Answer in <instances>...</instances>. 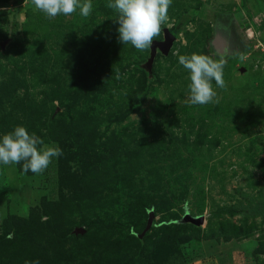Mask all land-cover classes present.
<instances>
[{"label":"rangeland","instance_id":"rangeland-1","mask_svg":"<svg viewBox=\"0 0 264 264\" xmlns=\"http://www.w3.org/2000/svg\"><path fill=\"white\" fill-rule=\"evenodd\" d=\"M248 1L172 0L162 29L175 40L149 77L140 66L150 48L110 32L118 23L109 0H92L87 18L77 9L54 19L32 0H0V136L24 126L63 152L42 174L0 164V237L16 235L6 230L12 218L26 221L19 264H96L137 245L151 246L143 264H264L261 217L214 215L244 196L264 199V13L263 1L255 12ZM220 22L241 42L220 58L226 88L213 80L219 103L191 105L176 53L218 60ZM162 40L161 31L153 41ZM186 209L203 216L186 223L196 231L181 229L189 241L148 238Z\"/></svg>","mask_w":264,"mask_h":264},{"label":"clouds","instance_id":"clouds-1","mask_svg":"<svg viewBox=\"0 0 264 264\" xmlns=\"http://www.w3.org/2000/svg\"><path fill=\"white\" fill-rule=\"evenodd\" d=\"M35 8L48 19L58 15L70 16L79 9V14L87 18L93 11L92 0H32ZM172 0H109L106 7L117 13L118 40L131 44L138 51H145L159 36L162 26L169 20L168 9ZM179 63L189 73L188 101L191 105L219 103V96L212 81L221 89L226 88L223 79L224 62L203 53L180 55ZM63 155L58 145L49 146L35 133H29L24 126H16L12 131L0 136V164H22L26 174H42L54 158ZM29 264V262H26ZM32 264H39L38 261Z\"/></svg>","mask_w":264,"mask_h":264},{"label":"trees","instance_id":"trees-1","mask_svg":"<svg viewBox=\"0 0 264 264\" xmlns=\"http://www.w3.org/2000/svg\"><path fill=\"white\" fill-rule=\"evenodd\" d=\"M181 30L182 23H177L173 33L178 34ZM116 31L117 28L115 27L112 28L110 32L114 33ZM218 58V60H220V57ZM128 113L129 111L125 112V115H128ZM73 141L76 145H82L79 135L75 136ZM244 197L246 198V204L244 203L238 206L218 208L214 215L219 216L221 214H225L229 217L241 215L244 221L250 217H261V219L264 220V199L256 200L253 198L250 199L247 196ZM143 209H145V207H143ZM178 220L159 221L155 227L154 233H152L148 238L157 243H168V241H173L174 245H179L182 242L185 243L189 241L190 234L187 233L189 231L181 229L188 227L196 231V227L191 224L177 223ZM12 221V224L6 226V230L9 232L11 228H15L16 235L14 238H9L8 235L0 237V260L9 258L11 264H19L18 261L21 255L19 254L20 246L18 244V235L19 232L22 233L25 230L22 223H25L26 221L18 218H12ZM181 231H185L186 233L182 234ZM150 247V245L147 246V249L146 247H143L138 253V245L135 247H128L124 250L116 251V253L98 259L96 264H143L140 262L146 257V254L149 253ZM37 259H34V262L37 261Z\"/></svg>","mask_w":264,"mask_h":264},{"label":"water","instance_id":"water-1","mask_svg":"<svg viewBox=\"0 0 264 264\" xmlns=\"http://www.w3.org/2000/svg\"><path fill=\"white\" fill-rule=\"evenodd\" d=\"M162 32L163 40L153 41L152 45L150 46V55L148 60L140 66L148 73L149 77L152 76V64L157 52L159 51L162 55L167 56L175 40L174 36L170 33L168 28L162 29ZM211 47L214 51V54L220 58H225L235 52V50H231V48H229L226 38L220 31L217 30V27L214 29V37L211 41ZM202 222L203 216L192 217L187 209L185 210L184 216L177 221V223H191L195 226L201 225ZM73 233L75 235L83 234L84 230L75 229Z\"/></svg>","mask_w":264,"mask_h":264},{"label":"flooded vegetation","instance_id":"flooded-vegetation-1","mask_svg":"<svg viewBox=\"0 0 264 264\" xmlns=\"http://www.w3.org/2000/svg\"><path fill=\"white\" fill-rule=\"evenodd\" d=\"M217 29L226 38L229 48H231V50H235V52L238 51L241 42L239 41L240 40L239 37L235 35L233 30L230 28H226V25H224V23L222 22L218 24Z\"/></svg>","mask_w":264,"mask_h":264},{"label":"crops","instance_id":"crops-1","mask_svg":"<svg viewBox=\"0 0 264 264\" xmlns=\"http://www.w3.org/2000/svg\"><path fill=\"white\" fill-rule=\"evenodd\" d=\"M247 1H248V0H247ZM256 1H257V0H249V1H248V2H249V5H250V7L252 8V11H253V12H255V9H254V8H255V6H256V3L258 2V1H257V2H256ZM261 1H263V4L261 3L262 6H259V5H258L257 7L261 8L262 10H261V9H258V10H261L262 13H264V0H261ZM261 11H260V12H261ZM262 49H263V51H264V46H263Z\"/></svg>","mask_w":264,"mask_h":264}]
</instances>
